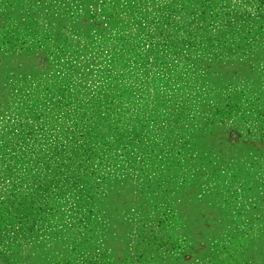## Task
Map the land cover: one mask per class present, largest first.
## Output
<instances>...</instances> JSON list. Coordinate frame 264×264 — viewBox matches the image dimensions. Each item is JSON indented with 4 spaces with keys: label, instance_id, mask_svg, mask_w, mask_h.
Here are the masks:
<instances>
[{
    "label": "rangeland",
    "instance_id": "374dc122",
    "mask_svg": "<svg viewBox=\"0 0 264 264\" xmlns=\"http://www.w3.org/2000/svg\"><path fill=\"white\" fill-rule=\"evenodd\" d=\"M0 264H264V0H0Z\"/></svg>",
    "mask_w": 264,
    "mask_h": 264
}]
</instances>
